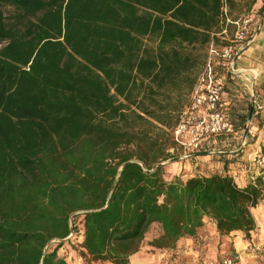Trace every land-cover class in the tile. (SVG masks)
Returning <instances> with one entry per match:
<instances>
[{
  "label": "trees",
  "instance_id": "16d2710c",
  "mask_svg": "<svg viewBox=\"0 0 264 264\" xmlns=\"http://www.w3.org/2000/svg\"><path fill=\"white\" fill-rule=\"evenodd\" d=\"M253 3L0 0V264H69L58 250L75 234L92 264H129L152 223L160 249L206 222L250 237L262 182L241 185L225 168L166 180L159 163L175 153L172 129L209 44L226 43L225 17ZM246 103L224 111L233 134ZM229 153L217 154L223 166ZM202 253L182 259H211Z\"/></svg>",
  "mask_w": 264,
  "mask_h": 264
},
{
  "label": "crops",
  "instance_id": "0c3cea01",
  "mask_svg": "<svg viewBox=\"0 0 264 264\" xmlns=\"http://www.w3.org/2000/svg\"><path fill=\"white\" fill-rule=\"evenodd\" d=\"M248 14L252 16L251 32L249 38L239 45L234 69L224 81L220 105L222 110L225 111L228 106L234 105L238 107L240 104L246 105L248 101L249 108L252 106L254 109H252L253 112L249 110L246 122L250 124V127H247L243 132L241 131L239 146V150H241L244 146L243 143L246 144L247 140L255 139L254 142H249L244 147V150H253L249 154L254 159L256 151L260 148L259 146H264V0H254ZM259 123H261V127ZM237 133H240V131ZM228 144L231 145V143ZM234 150L231 149L228 152H233ZM228 172L241 185L256 183L258 181L264 185V167L255 166L253 169H238V174ZM252 213L256 222V228L250 232V238L264 243V198L252 209ZM206 226H211V224H206ZM212 228L216 234L214 238L216 239L215 242L205 240L199 245L194 241V238L183 237L177 243L181 247L184 245L183 251L182 249L178 250L182 254H179L178 257L189 256V259L192 260L199 252H203L204 254L202 253L200 256L205 255L207 258L216 259L220 258L217 257L218 253L221 252L220 248L223 250L225 245L232 244L233 250L238 254V259L241 257V261H238L237 264H260L257 256L261 257V251H249L245 252L244 257L240 256L239 249L245 246L241 231L230 232L220 239L215 227L212 226ZM219 239L223 244L218 249ZM174 248L165 250L156 248V252L154 253L138 250L130 255L129 264H172L171 253L177 252Z\"/></svg>",
  "mask_w": 264,
  "mask_h": 264
},
{
  "label": "built area",
  "instance_id": "2783aa9c",
  "mask_svg": "<svg viewBox=\"0 0 264 264\" xmlns=\"http://www.w3.org/2000/svg\"><path fill=\"white\" fill-rule=\"evenodd\" d=\"M226 12V6H223ZM224 24H231L233 34L226 43L211 42L195 83L189 94L188 103L182 108L178 121L172 129L175 148L170 151L180 152L187 157L189 152L197 150L211 135L233 134L234 128L226 118L220 105L226 74L232 72L239 45L248 39L251 32L252 16L243 14L235 19L225 17ZM226 33V29L222 30ZM225 38V37H223ZM257 164L264 163V154H256ZM250 251H261L264 257V243L253 242ZM236 252L224 253L220 258L179 261L177 264H237Z\"/></svg>",
  "mask_w": 264,
  "mask_h": 264
},
{
  "label": "rangeland",
  "instance_id": "374dc122",
  "mask_svg": "<svg viewBox=\"0 0 264 264\" xmlns=\"http://www.w3.org/2000/svg\"><path fill=\"white\" fill-rule=\"evenodd\" d=\"M244 1L245 0H242V2H244ZM5 9L7 12L12 10V8H10V7H7ZM250 10H251V8H250ZM250 10L248 12H250ZM244 14H245V12H244ZM228 33L229 34H227L225 38L221 37L222 41H227L229 38H231V36H232L231 34H233L232 28H231V31ZM249 110H250V108H249ZM248 115H249V113H248ZM258 116H259V113H258ZM256 124H258V123L256 122ZM259 126L260 127L262 126L261 123H259ZM247 127H250V124H248L246 122L244 130ZM240 134H241V130H240V133H237V135H235V134L224 135L223 138H220V139L218 137L215 141V144H214V148H213L214 150H212V148H211L208 155H203V156L199 155L195 158L193 156L190 158V155L192 153L191 151L189 152V155L187 157L183 156L179 151L175 152L171 158L164 161V163H163L164 164V177H165V179L166 180H173L176 177L184 179L185 177H187L189 175H208V174H211L214 172L223 171L224 168L226 170L230 171L231 173L235 172V174H238L237 173L238 169L240 170L242 168H245L247 170V169H253V168H255V166H257V167L262 166V165L257 164V162L252 158V156H250L249 153L252 152L253 150H249V151L244 150L245 145L249 142H254L255 139L254 140H250V139L247 140V143L246 144L243 143V145H244L243 148L241 150H239ZM228 143H231V145H229ZM259 147L260 148H258V151H256V154H264V146H259ZM231 149H235V150L233 151V153L231 152L229 154H234V153H238V154L235 156H228V158H227L228 162L225 163V166H223V163H222V161L219 160V156L217 154L221 150L225 151V150H231ZM238 179H240V178H238ZM262 186L264 187L263 184H262ZM206 224H210V223L206 222L201 228L197 229L196 234L194 235V237H192V238H194V241L199 245H201L202 242H204L205 240H208L211 242L216 241V239H214L216 237V234L213 231V228H212L213 225L211 224V226H206ZM205 227H207V228L204 229ZM160 232H161V229H160L159 225L157 223H152L148 227L147 231L144 233V236H143V239L141 241V245H140L139 250H146V252H148V253L149 252H152V253L156 252L155 251L156 247L151 246L150 241L153 238L157 237L160 234ZM75 235H76V237L70 236L71 240H69V242L65 243L62 246V248H60L58 250V254L65 257L69 264H72L75 261L82 262L84 264H92L91 261H89L85 257L80 256V254H79L80 253L79 252L80 251L79 241L81 240V235L80 234H75ZM219 238L222 239V238H224V236L219 235ZM220 239H219L220 242L217 245L218 249L223 244V242ZM243 239H244L245 246L242 249H239V254H240V256L242 255L244 257L245 252L250 251L248 249L250 244H252L253 242H259V241L252 240L250 237L246 238L244 236V233H243ZM177 243H176V246L174 248L177 252L171 253V256H172L171 260L173 261L172 264L179 262V261H185V262L189 263L190 262L189 260H186L185 258H184L185 259L184 260L181 257H178L179 254L182 255L181 252L180 253L178 252V250L182 249V251H183L184 245H183V247H181V245H178ZM223 248H224L223 250H222V248L219 249L221 252L218 253V257L222 256L224 253L235 252L232 248V244L225 245ZM162 250H165V249H162ZM71 251H73V254H72L73 256H71ZM246 258H249V257H246ZM257 259L260 262V264H264V257L262 254H261V257L258 255ZM238 261H241V257H239ZM93 264H98V262L93 263Z\"/></svg>",
  "mask_w": 264,
  "mask_h": 264
},
{
  "label": "water",
  "instance_id": "95a60500",
  "mask_svg": "<svg viewBox=\"0 0 264 264\" xmlns=\"http://www.w3.org/2000/svg\"><path fill=\"white\" fill-rule=\"evenodd\" d=\"M251 110H252V106L250 107V112H251ZM164 162H162V163H159V164H163Z\"/></svg>",
  "mask_w": 264,
  "mask_h": 264
}]
</instances>
